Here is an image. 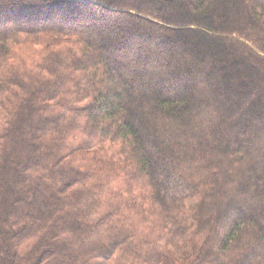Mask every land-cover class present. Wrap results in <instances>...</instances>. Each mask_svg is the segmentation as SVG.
<instances>
[{
  "label": "trees",
  "instance_id": "obj_1",
  "mask_svg": "<svg viewBox=\"0 0 264 264\" xmlns=\"http://www.w3.org/2000/svg\"><path fill=\"white\" fill-rule=\"evenodd\" d=\"M0 264H264V0H0Z\"/></svg>",
  "mask_w": 264,
  "mask_h": 264
},
{
  "label": "rangeland",
  "instance_id": "obj_2",
  "mask_svg": "<svg viewBox=\"0 0 264 264\" xmlns=\"http://www.w3.org/2000/svg\"><path fill=\"white\" fill-rule=\"evenodd\" d=\"M11 19L13 20V24H14L13 26H15L17 22H16V21H15L13 18H11ZM3 27H6V26H3ZM101 30H102L103 32H105V33H103V32H102L104 35H105V34L107 35V32H108V31H107V30H105V28H104V27H103V28H101ZM111 34H113V32H112V33H110L109 35H111ZM108 38L110 39V38H111V36H109ZM145 45H147V44H145ZM3 242H4V240H2V244H3ZM178 254H179V253H178L177 251H175V255H178Z\"/></svg>",
  "mask_w": 264,
  "mask_h": 264
}]
</instances>
